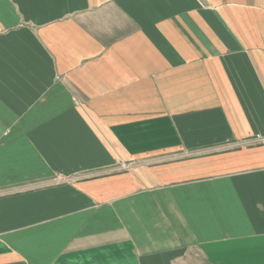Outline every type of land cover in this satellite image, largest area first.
Returning <instances> with one entry per match:
<instances>
[{
	"label": "crops",
	"instance_id": "obj_1",
	"mask_svg": "<svg viewBox=\"0 0 264 264\" xmlns=\"http://www.w3.org/2000/svg\"><path fill=\"white\" fill-rule=\"evenodd\" d=\"M0 264H264V0H0Z\"/></svg>",
	"mask_w": 264,
	"mask_h": 264
}]
</instances>
